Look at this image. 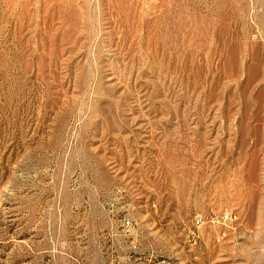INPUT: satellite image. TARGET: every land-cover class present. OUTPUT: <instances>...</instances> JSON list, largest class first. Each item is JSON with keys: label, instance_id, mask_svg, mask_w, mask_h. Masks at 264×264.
<instances>
[{"label": "rangeland", "instance_id": "374dc122", "mask_svg": "<svg viewBox=\"0 0 264 264\" xmlns=\"http://www.w3.org/2000/svg\"><path fill=\"white\" fill-rule=\"evenodd\" d=\"M0 264H264V0H0Z\"/></svg>", "mask_w": 264, "mask_h": 264}]
</instances>
